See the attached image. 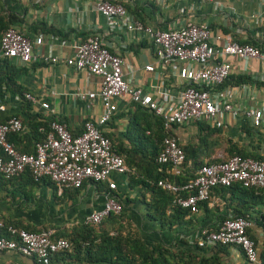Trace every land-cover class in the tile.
<instances>
[{
	"label": "crops",
	"instance_id": "0c3cea01",
	"mask_svg": "<svg viewBox=\"0 0 264 264\" xmlns=\"http://www.w3.org/2000/svg\"><path fill=\"white\" fill-rule=\"evenodd\" d=\"M98 1L1 0L0 11H10L23 20L15 28L31 40L43 37V44L33 48V61L28 64L14 63L23 69L17 85L21 87L22 93L30 94L38 102L31 103L4 85L0 86V103L5 106L1 120L15 116L23 123L22 132L11 136L12 144L22 153L33 152L36 138L31 128L42 118L55 119L72 134L79 135L84 121H94L101 115L100 99L89 101L79 97V94L98 92L101 79L86 71H76L63 63V60L74 55L82 41L93 34L102 38L112 54L123 58L124 76L132 87L151 91L154 97L166 93V105L173 103L178 96L175 81H172V85L166 84L165 73L159 75L144 71L146 65L154 63L151 41L138 33L110 29L104 17L95 10ZM109 1L123 4L135 20L161 30L181 27L189 21L208 23L215 37H230L239 43L262 36V33L253 31L264 25V18L256 19L259 10L264 7V0H216L215 3L192 0H160L159 3L148 0ZM51 28L56 30L57 35L48 31ZM217 44L220 45L221 41ZM51 57L60 61L53 64L45 60ZM229 61L232 64L230 78L218 91L227 93L226 101L238 111V115L233 117L230 113H223L209 125L220 128L221 135L239 148L254 156L264 157V130L255 128L245 116L249 109L262 110L264 120V61L244 62L236 58H229ZM239 77H246L248 81L235 85ZM42 102L48 103L49 110L41 108ZM114 106L112 118L116 119L111 118L102 131L125 144L127 141L123 133L133 109L127 98L115 100ZM246 126L249 133L244 132ZM176 133L180 142H188L195 130L186 126L176 129ZM223 156L222 148L216 149L211 155L212 158L220 159ZM110 181L117 186L114 191L120 187L125 192L121 196L123 212L147 244L171 243L174 240L169 230L163 231L160 225L147 221L142 190L128 189L126 175H112ZM106 190L107 184L97 187L88 183L79 190L65 189L62 194H58L48 180L33 183L29 173L8 181L0 179V219L20 228H71L103 208ZM231 197L214 190L205 208H199L195 214L197 220L190 229L191 233L196 234L201 228H213L223 217L230 215L228 204ZM148 198L145 196L146 200ZM253 233L261 244L264 241L262 229L256 226ZM221 256L226 264H248L234 248H226ZM0 264H32V260L9 252L0 254Z\"/></svg>",
	"mask_w": 264,
	"mask_h": 264
},
{
	"label": "built area",
	"instance_id": "2783aa9c",
	"mask_svg": "<svg viewBox=\"0 0 264 264\" xmlns=\"http://www.w3.org/2000/svg\"><path fill=\"white\" fill-rule=\"evenodd\" d=\"M147 1V0H146ZM159 3L160 0H148ZM215 3L216 0H192ZM229 1V0H227ZM218 4V3H217ZM95 10L101 14L110 29L119 32L138 33L148 38L154 48V63L146 65V73H165L166 84L175 81L178 96L169 105L166 93L154 97L151 91L132 87L124 76L125 61L112 54L98 35H91L75 49L72 57L63 63L76 71H86L101 79L98 92L79 94L83 100L100 99L102 113L96 120H86L82 132L73 136L62 123L52 120L45 138L34 145L32 153L19 152L8 140L11 134L23 130L21 119L15 116L1 120L5 106L0 103V178L8 181L29 173L36 183L48 179L58 194L65 189H81L85 183L107 184L103 208L85 218L84 223L98 225L111 213L122 212V205L110 195L117 186L110 181L112 175H125L128 169L121 156L111 149L109 139L102 128L111 120L114 101L127 98L129 103L139 104L163 121L166 129L190 123L211 124L223 113L238 115L226 100L227 93L219 88L230 77L232 64L229 58L247 62L264 61V51L250 45H240L230 37H215L208 23L186 22L181 27L161 30L145 25L128 12L121 3L99 0ZM264 18V7L256 19ZM221 41L218 45L217 42ZM43 44V37L31 40L16 28H8L0 39V58L15 64L33 61V48ZM57 64L56 57L45 59ZM160 69L161 71H157ZM31 103L38 101L30 94L24 95ZM49 110L46 102L40 103ZM245 116L255 128L264 130L263 111L249 109ZM158 164L170 166L171 173L179 176L186 164L183 149L173 137H165L156 159ZM190 166V162L186 164ZM91 184V183H90ZM238 184L245 188L264 189V157L253 159L237 155L226 161L202 165L195 178L187 183L160 181L158 185L175 195V203L193 214L199 212V205L209 200L211 193L219 188H230ZM188 193L187 197H182ZM253 226L248 219L232 216L218 222L215 229L201 228L186 239L199 248L215 246L238 250L248 264H260L254 242L247 230ZM53 232L31 233L7 225L0 219V254L16 252L33 260L32 264H49L50 257L69 250L71 244L65 239L52 238ZM183 236H180L182 238Z\"/></svg>",
	"mask_w": 264,
	"mask_h": 264
},
{
	"label": "trees",
	"instance_id": "16d2710c",
	"mask_svg": "<svg viewBox=\"0 0 264 264\" xmlns=\"http://www.w3.org/2000/svg\"><path fill=\"white\" fill-rule=\"evenodd\" d=\"M22 22L23 20L14 13L0 11V39L8 28H15ZM48 31L52 35H57L54 28ZM253 32H260L262 36L252 37L238 43L240 45H250L264 51V25L256 27ZM22 74V68L15 66L6 58H0V86L4 85L11 92L18 93L25 99V94L22 93L21 87L17 85V79ZM247 81L246 77H239L235 85ZM172 84L173 82L170 80L169 85ZM131 109H133V113L128 115V125L123 133L127 143L124 144L115 136L103 134L109 139L112 151L124 160L128 169L125 174L128 180V189L142 190L141 195L147 221L160 225L163 231L169 230L174 240L171 243L147 244L138 233V230L128 220L123 210L119 214L111 213L98 225H89L83 222L64 229L17 228L31 233L52 231V238L65 239L71 244L69 250L53 254L49 259V264H226L221 254L228 247L199 248L195 243H191L186 239L191 233L190 229L193 227L194 221L197 220L196 215L177 205L175 195L163 190L158 183L160 181L180 184L190 182L195 178L197 170L202 165L226 161L234 155L253 159H261L262 157L254 156L239 148L230 139L222 136L218 127L197 122L166 129L160 117L154 113H149L139 104L131 103ZM112 119H116V117ZM52 120L55 119L45 120L42 118L32 126L31 130L36 138V143L42 141L50 131ZM186 126L192 127L195 133L191 135L188 142H180L176 129ZM244 132H250L248 126L244 128ZM15 135L8 136L11 143V136ZM168 136L175 138L183 149L186 164L190 162V166L185 164L179 176H174L171 173L172 168L170 166L158 164L156 161L162 148V142ZM219 148H222L224 152L223 158H212L211 155ZM29 153L32 152L27 154ZM30 179L32 180L31 176ZM32 182L36 183L33 180ZM90 183L97 187H103V184ZM86 184L88 183L84 185ZM215 190L232 196L228 204V210L231 211V214L228 216L233 218L242 217L253 223V226L247 230V234L255 244L259 263L264 264V241L260 244L253 233L256 226L262 229L264 233V189L245 188L235 184L230 188L219 187ZM105 193H108V187ZM109 193L122 205L121 196L122 194L125 195V192L120 187L117 191H110ZM188 195V193H183L182 197ZM145 196L149 197L148 200L145 199ZM205 206L206 202H203L199 205V208H205ZM224 219L226 217H223L221 221ZM211 229L214 230L215 226ZM180 236L183 237L180 238Z\"/></svg>",
	"mask_w": 264,
	"mask_h": 264
}]
</instances>
